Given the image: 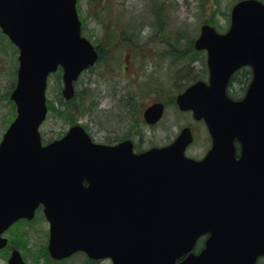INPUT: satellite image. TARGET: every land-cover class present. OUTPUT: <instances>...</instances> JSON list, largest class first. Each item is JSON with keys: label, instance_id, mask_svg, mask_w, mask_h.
Wrapping results in <instances>:
<instances>
[{"label": "water", "instance_id": "1", "mask_svg": "<svg viewBox=\"0 0 264 264\" xmlns=\"http://www.w3.org/2000/svg\"><path fill=\"white\" fill-rule=\"evenodd\" d=\"M76 2L0 0V30L18 50L9 96L16 115L0 141V251L10 226L42 207L54 260L82 252L111 264H256L264 257V3L238 1L226 32L204 24L194 40L206 52L208 79L175 97L211 138L194 160L184 153L188 127L169 145L138 154L130 140L94 143L80 125L42 145L49 75L62 70L61 94L70 100L74 82L98 59L81 36ZM244 66L252 79L233 100L227 86ZM163 111L155 102L142 118L155 125ZM7 264L25 263L13 249Z\"/></svg>", "mask_w": 264, "mask_h": 264}, {"label": "rangeland", "instance_id": "2", "mask_svg": "<svg viewBox=\"0 0 264 264\" xmlns=\"http://www.w3.org/2000/svg\"><path fill=\"white\" fill-rule=\"evenodd\" d=\"M237 1L77 0L81 33L99 47L102 59L83 72L74 89L75 94L85 91L82 101L86 106H95L81 115L74 110L81 96L65 101L61 72L50 75L45 93L48 113L40 126L42 143L60 138L72 125H80L96 143L113 145L129 139L138 153L169 144L183 127H189L194 140L186 155L202 156L210 146L206 128L190 113L180 112L174 99L193 81L207 80L206 54L194 49V40L204 24L224 33ZM1 43L0 140L15 117L9 96L18 65L17 50ZM241 74H236L230 84V94L235 98L244 92ZM154 102L164 104V114L157 125L148 126L141 115ZM66 105L69 112H64ZM48 230L41 210L32 221L14 224L3 234L8 244L0 252V264H7L13 249L19 251L25 264H55L47 253ZM88 263L85 255L75 254L60 264ZM98 264L111 263L104 260ZM257 264H264V258Z\"/></svg>", "mask_w": 264, "mask_h": 264}, {"label": "trees", "instance_id": "3", "mask_svg": "<svg viewBox=\"0 0 264 264\" xmlns=\"http://www.w3.org/2000/svg\"><path fill=\"white\" fill-rule=\"evenodd\" d=\"M261 1L264 2V0H261ZM0 40H3V41H1L2 43L5 42L7 45L10 44V42L7 40V38L4 35H2L1 33H0ZM2 43H1V46H2ZM10 47L13 48V49H15L12 45ZM96 50H97L98 55H99L98 61H97L99 63L101 61V59H102V53H101L99 47H96ZM239 72L242 73L241 74V80H242L241 85L244 84V86L246 88L247 84L245 85V82H246V80H249L250 71L247 68H242ZM238 73H236V74H238ZM234 77L235 76L232 77L231 82L235 79ZM231 82H230V84H231ZM230 84L228 86V95L230 97L234 98V99H237L233 95L230 94ZM245 88H244V90H245ZM78 95L81 96V98H80L81 100H79V104L74 107V110H77L81 115H83V114L91 111V109L95 106V104L94 103H91V104H89V105L86 106L85 101L84 100L82 101L83 97L86 95L85 91L81 90L80 92H77V94H75V96H77V97H78ZM11 105H12L11 109H12V114H13L14 113V106H13L12 103H11ZM66 107H67V105L65 106L64 112H69L70 109L69 108H66ZM13 117H14V115H13ZM63 262L62 261L61 262H56L55 264H60V263H63ZM88 264H93V263L92 262H89Z\"/></svg>", "mask_w": 264, "mask_h": 264}, {"label": "flooded vegetation", "instance_id": "4", "mask_svg": "<svg viewBox=\"0 0 264 264\" xmlns=\"http://www.w3.org/2000/svg\"><path fill=\"white\" fill-rule=\"evenodd\" d=\"M249 69V68H248ZM249 71H250V69H249ZM239 72V71H238ZM237 72V73H238ZM251 76H252V74H251V71H250V75H249V82H250V80H251ZM192 135H193V133H192ZM193 140H194V138H193ZM119 142H117L116 144H118ZM113 145H115V144H113ZM189 148V147H188ZM187 148V149H188ZM209 149V148H208ZM208 149L206 150V152L208 151ZM206 152L202 155V156H200L199 158H194V159H196V160H200L201 158H203L204 157V155L206 154ZM193 158V157H192ZM207 238V235H204V236H202L201 238H199V240H198V242L203 246V242L205 241V239ZM202 248V247H201ZM101 261H104V260H89V262H92L93 264H98V263H100Z\"/></svg>", "mask_w": 264, "mask_h": 264}, {"label": "clouds", "instance_id": "5", "mask_svg": "<svg viewBox=\"0 0 264 264\" xmlns=\"http://www.w3.org/2000/svg\"><path fill=\"white\" fill-rule=\"evenodd\" d=\"M145 31H147V29H145Z\"/></svg>", "mask_w": 264, "mask_h": 264}]
</instances>
